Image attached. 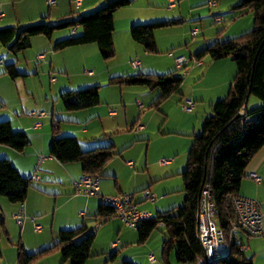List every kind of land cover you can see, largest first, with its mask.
Returning a JSON list of instances; mask_svg holds the SVG:
<instances>
[{
    "label": "trees",
    "instance_id": "1",
    "mask_svg": "<svg viewBox=\"0 0 264 264\" xmlns=\"http://www.w3.org/2000/svg\"><path fill=\"white\" fill-rule=\"evenodd\" d=\"M131 4L132 0H106L103 7L93 12L79 17L72 13L55 24L35 22L24 26L3 27L0 28V43L11 55L17 57L32 46V39L36 36L51 39L56 30L80 28L81 34L74 33L57 42L54 51L97 44L102 58L110 60L115 56V14ZM233 9L236 12L235 18L253 14L254 29L231 40L215 41L190 57L198 61L206 57L213 61L232 58L237 73L228 95L212 105V113L205 119L201 135L193 136L187 155V169L181 174L184 204L177 209L157 212L151 221L137 229L139 242L143 244L159 228L160 223L166 228L163 264H170L173 251L177 261L182 264H196L197 259L204 255L198 237L197 213L205 187L210 188L214 194L220 226L228 228L232 216L231 198L240 195L248 166L264 148V0H240ZM47 18L48 16L45 17ZM177 22L133 25L132 39L143 46L148 54H157L156 32ZM222 32L223 30L219 34ZM3 74L12 80L25 76L17 70L16 63L5 65ZM109 83L120 87L159 89V96L150 105L151 108L159 109L163 102L180 93L184 77L175 76L173 72L139 73L113 77ZM252 96L261 99L263 106L252 111L246 110L247 118L242 119L239 114ZM60 98L64 108L70 112L96 107L101 103L100 86L63 92ZM60 123L57 119L52 121L51 155L63 165L81 164L84 175L99 177L103 168L118 155L114 146L110 144L108 147L83 151L77 138L61 135ZM0 144L22 153L30 146V140L25 132L14 131L9 120H3L0 121ZM31 187V179L22 176L8 159H0V197L22 204ZM114 212L113 208L104 203L99 208L98 218L110 217ZM87 231L85 227L63 230L54 246L33 255H29L20 244L18 262L34 264L41 257L60 251L64 261L87 264L96 235H87ZM78 239L80 241L76 242ZM116 256L117 252H114L110 259L114 260ZM123 264L135 263L124 261ZM216 264L254 263L237 246H233L228 257Z\"/></svg>",
    "mask_w": 264,
    "mask_h": 264
},
{
    "label": "crops",
    "instance_id": "2",
    "mask_svg": "<svg viewBox=\"0 0 264 264\" xmlns=\"http://www.w3.org/2000/svg\"><path fill=\"white\" fill-rule=\"evenodd\" d=\"M56 1L57 4L54 6L55 8L52 9L53 6H49L47 0H0V28L9 26H24L40 20L41 17L47 14L49 16H57V18L60 19L61 17L63 18L67 16L68 12H72V8L77 9L81 12V15H83L93 12L106 4V0H82V6L77 8L75 0ZM193 1L194 0H175V6L171 8L170 0H132V4L129 7L121 9L115 14V44L117 42L116 33L118 23L123 24L125 43L130 47H133L130 41H133L134 43L137 42L133 39L129 40L128 37L130 35V29L133 25L150 22L147 21L149 19H144L146 13L154 10H161L165 6H167L168 9L175 10L178 7H182L184 3H188L189 6H194L195 4H202L209 0H197L195 3ZM220 1L223 3L225 8L232 9L231 17L233 25L230 29L234 30V35L233 33L231 35L234 37L231 39L237 38L254 29L253 14L246 15L242 18H235L236 12L233 7L239 4L240 0L232 1L231 4H228L229 2L226 1V5L224 4L225 1ZM216 2L217 7H219L220 2L218 0H216ZM69 6L70 9L68 11ZM46 12L48 13L46 14ZM79 31H81L80 28L78 30L75 29V32L73 30L72 34L79 33ZM217 38L218 39L214 40H220L218 36ZM231 39L229 38L228 40ZM209 40L210 39H207L206 37L204 38V41L199 44L200 50L212 44ZM54 41L55 38L53 36L50 44L44 42L43 49L50 50L52 48L54 50ZM92 47L93 48L91 49L95 54L96 48L95 46ZM135 49L136 52L131 54V56L141 53V49L139 47ZM78 51L80 55L85 56L86 50ZM143 54L146 60L145 65L147 66L149 56H147L148 53L145 49L143 50ZM2 55L4 67L10 63H19V58L12 56L9 53H3ZM169 56L170 58H176L174 54ZM57 57V54L53 55L50 68L55 66L54 61ZM46 59V55L44 54L37 56V60L46 61ZM83 59H86V56ZM134 60L139 59H133L130 61V69L133 74H135L134 70L137 71L143 68L142 61H140V68L134 67L132 65ZM86 66H88L87 62L83 68ZM4 67L0 66V106L2 105V107H0V121L9 120L14 131L25 132L29 137L30 146L27 147L24 152L20 153L9 146L0 144V159H8L25 178L30 179L36 172H39L40 174V180L32 181V187L30 188L24 202L26 215L29 218L35 217L37 222L41 224L42 231L40 233H36L34 231V224L31 219H27L24 225L20 226L12 217V214L16 213L20 209V203H12L6 198L0 197V230L6 233L7 238H2L0 235V264H19L18 246L20 244L24 246L29 255H33L54 246L59 240L60 232L63 230H72L82 227H85L87 230L92 229L99 219V208L102 204H104L105 197L124 193V189L118 183L115 173L109 166V162L99 175L100 191L98 195L87 197L76 192L73 181L80 179L84 175L81 164L69 163L63 165L50 153L53 139L51 125L53 119H57L54 110L52 116H49V114L41 118L38 116H31V112L34 110H31L32 104L29 102L28 98L29 91L26 88L25 93L22 94V88H20L18 82L19 78H25L28 75L25 74V76L12 80L7 75L3 74ZM65 67L67 66L65 65ZM202 67H204V64ZM87 72L88 71L83 74V72L78 71L75 72V74H66V78L57 79L56 82L51 81L53 83L51 95L57 97L63 92L78 91L80 89L98 86L99 84L108 86L111 78L120 76L118 73L103 71L97 76H94V74L91 76ZM236 73L237 67L232 58L213 61V63L210 64L202 73V78L198 81L199 83H195L193 88H191L192 94L188 98L194 100L195 108L193 112L187 113V115L191 117H189V119L192 122L194 132L193 136L200 134L199 127H202L203 130L205 119L212 113V105L216 104L228 95ZM49 76L51 80V73ZM209 77H213L215 79V85H213V87H208V95L205 93H199V95H197L199 90L196 91V88L199 85L204 86V83L207 82ZM116 86L117 85H111L112 88L105 89H109L110 92L115 94L117 92H115L113 87ZM105 89L100 95V104H102L101 108L99 107L100 109L96 106L80 110L81 113L79 114H65L61 111L62 115H60L61 117H58L59 119H57L61 121V135L77 138L83 151L108 147L110 144L115 147L116 143L114 142L113 136L123 130L125 120L127 126L129 125L130 120L128 118H123L119 109L122 107L120 105L125 102L126 91L121 89L118 97H110L107 93L105 94ZM180 95L183 97V93H181V91ZM251 102L252 98L250 97L247 106L248 111H252L263 106V102L253 101L255 106L250 108ZM35 105L40 106L39 103H36ZM159 110H161V108H159ZM105 111L107 115L104 114ZM37 122L41 123V127H34ZM137 123L138 122L136 120L133 121L130 126V130H135L138 137L143 133L146 134L147 129H145V127L141 131L136 130ZM189 126L190 124H188V127ZM41 156H45L46 159L42 163H39ZM127 162L126 166L130 170L135 169L136 165L133 161H131L133 162L132 167L129 166ZM170 166H172V164ZM253 172L260 176V183H256L246 176L242 183L240 195L257 200L261 203L264 226V148L256 155L248 166L247 173ZM151 185L152 184H148L146 187H138V185H136L132 190L136 192L135 201L138 207L142 210L151 212L155 217L156 215L152 211L146 209L148 204H145L146 201L143 197L141 196V198L138 199L137 195L144 189L151 190ZM133 231L134 230H132V228L125 226L118 218H112L107 221L97 230L91 251V257L87 261V264H110V262L114 260L117 262L115 261L113 264H123L124 261H132L135 264H144L140 260H143L145 256L143 257V255H139L135 251L131 255H124L125 253L123 252L121 254V259L119 260L118 258L117 260V257H120L119 253L122 246L130 249L135 247L137 244H142L139 242V234H137L138 231L137 233ZM240 237L244 245L243 252L245 256L251 259L254 264H264V236L251 237L246 233L241 232ZM80 239L76 242L80 241ZM115 242H117V246L114 247L113 243ZM111 251L117 252V256L114 260H111V257H109ZM149 256L146 257L147 262L145 261V264L158 263L157 259L155 263H152L149 260ZM153 256L155 257V255ZM34 264L71 263L69 261H64L61 252L56 251L52 254L41 257Z\"/></svg>",
    "mask_w": 264,
    "mask_h": 264
},
{
    "label": "rangeland",
    "instance_id": "3",
    "mask_svg": "<svg viewBox=\"0 0 264 264\" xmlns=\"http://www.w3.org/2000/svg\"><path fill=\"white\" fill-rule=\"evenodd\" d=\"M196 1L197 0H194L193 2L195 3ZM211 1L212 0H209L198 5L195 4L194 6H189L188 3H184L182 7H178L175 10L168 9V7L165 6L161 10H154L145 14L144 19H149L147 21L150 22H144L142 24L178 21L156 32L158 53L147 55L149 56L147 66L145 65L146 60L143 54V46L133 41H130L133 47L125 43L123 24L121 23H118L117 26L116 44L114 42L115 56L110 60H104L102 58L97 44H89L85 47H73V49L68 48L54 52L52 48L50 50L43 49L44 42L50 44L52 38L49 39L45 36H36L32 39V46L17 56V58H19L17 70L20 73L28 75L25 78L18 79L20 88H22L21 93L24 94L25 89H28L29 102L32 104L31 110L36 112L44 111L49 114V116H52L54 110L55 116L59 119L61 117L60 115H62L61 111L65 114H79L81 112L66 111L60 98L61 95H58V98L51 95L53 83L50 80V73L57 79L66 78V74H75V72L78 71L83 72V74L86 71H92L94 76L99 75L102 71L118 73L120 76L134 75L130 69V61L139 59L143 63V68L137 71L134 70L135 74H166L173 72L175 76H181L182 73L176 69L175 58H170V53H173L175 57L186 56L190 58L200 50L199 44L204 41L205 37L210 39L209 41L212 43L215 41L214 39H218L217 36L220 39L219 41H225L234 37L231 36L232 33L234 35V30L230 29L233 25L231 17L232 9L225 8L220 0H218L220 2L219 7H211ZM223 1H225L224 4L226 5V1L229 2L228 4H231L232 1L236 0ZM54 8L53 6L52 9ZM69 9L70 6L68 7V11ZM72 9L74 11L68 12L67 15H71L72 13L78 17L81 15L80 11L75 8ZM47 13L48 12H46V14ZM215 14L223 16V26H218L215 23ZM46 16H48L47 19H45ZM60 19H58L57 16H49L47 14L41 17L40 20L32 23L46 22L55 24L58 23ZM194 29H198L200 32L195 38L191 36V32ZM73 30L74 28L72 27L56 30L53 34L55 38L54 46L57 42L69 38ZM76 30L78 29L76 28ZM221 30H223V32L219 34ZM81 32L82 31H79L78 35L81 34ZM128 38L132 40L131 29ZM92 46L96 48L95 54L91 49L93 48ZM138 47L141 49V53L131 56V54L136 52L135 48ZM78 50H86V59H83L85 56L80 55ZM3 53L9 52L7 48L0 43V59H3ZM40 54L46 55V61L37 60V56ZM54 54H57L58 57L54 61L55 66L50 68ZM86 62L88 66L83 68ZM202 62L204 63V67H195L190 75L184 78V84L181 88L183 97L180 93L173 95L160 105L161 110L151 108L150 106L153 101L157 99V96H159V89L149 90L146 87L116 86L113 88L117 93L113 94L109 89H105L112 88L110 83H108V86L99 84L100 95L101 92H104V89L106 90L105 94L107 93L110 97H118L121 89L126 91L125 107L124 104H121L120 106L122 107L120 108L117 107L120 109L123 118H128L130 120L128 126L125 120L123 130L113 136L114 142L116 143L114 148L118 155L110 161L109 166L115 173L118 183L123 187L124 193L135 194L136 192L132 189H134L136 185H138V187H146L148 184H152L150 191L158 197V200L154 204H149L148 202L145 204H148L146 209L152 211L155 215L158 211H169L180 208L185 201V194L183 192L184 183L181 173L187 169V155L192 145V136L194 132L192 122L189 119L190 116L183 110L182 102L191 96V88H193L195 83H199L198 81L202 78V73L213 63V60L210 57H206ZM65 65L67 67H65ZM0 66L4 67L3 62H0ZM214 83L215 79L209 77L207 82L204 83V86L199 85L196 88V91L199 90L197 95H199V93L208 95L209 90L207 89L208 87H213V85H215ZM251 98L252 102L250 108L255 106L253 101L262 102L261 99L255 96ZM36 103H39L40 106H36ZM138 103L142 104L143 108L138 107ZM101 106L102 104H100L98 108H101ZM0 107H2V105ZM104 114L107 115L106 111ZM135 120L138 122L137 125H143L145 129H147L146 134L143 133L138 137L135 130H130V126ZM188 124H190L189 127ZM202 131V127H199L200 134L198 135H201ZM162 159L172 160V166H170L171 164L168 166L160 165L159 161ZM127 161H133L136 165L135 169L130 170L126 166ZM142 191L137 194L138 199L141 198ZM132 230L137 233L136 229ZM0 235L2 238H6V233L1 230ZM166 236V228L160 225L145 243L137 244L130 249L122 246L119 253L120 257L118 256L117 260L118 258L119 260L121 259V254L123 252L125 253L124 255H131L135 251L139 255L145 256V258H143L144 261L140 260L144 264L145 261L147 262L146 257L149 255H155L158 262L157 264H163V243ZM113 253L114 251H111L109 257H111ZM115 261L116 260L110 262V264H113ZM170 264H182L177 261L174 251L170 256Z\"/></svg>",
    "mask_w": 264,
    "mask_h": 264
},
{
    "label": "built area",
    "instance_id": "4",
    "mask_svg": "<svg viewBox=\"0 0 264 264\" xmlns=\"http://www.w3.org/2000/svg\"><path fill=\"white\" fill-rule=\"evenodd\" d=\"M170 7L175 6V0H170ZM49 6H55L56 0H47ZM77 8L82 6V0H75ZM211 7H217L216 0H212ZM214 21L218 26H223L224 18L220 14L214 15ZM75 32V30H74ZM199 30L194 29L191 34L195 38L199 35ZM173 55V53H170ZM176 69L179 70L184 78L188 77L191 71L195 67L203 66L202 61L188 58L186 56H179L175 58ZM132 65L136 68L141 67L140 60H134ZM89 75H93L92 71L87 72ZM57 78L51 74V81L56 82ZM140 108H143L142 104L138 103ZM182 108L185 112L191 113L194 111L195 102L193 99H185L182 103ZM114 113L113 111H111ZM47 113L44 111L31 112V116L44 117ZM35 128L41 127V123L37 122L34 125ZM144 129L143 125H137L136 130L141 131ZM46 159L45 156H41L39 163H42ZM172 163V160L162 159L159 164L162 166H168ZM129 166H133V162H127ZM249 179L260 183L261 178L257 173H247ZM33 180H40L39 172H36L31 178ZM73 185L76 188L78 194L85 195L87 197L96 196L99 194L100 185L98 176L83 175L80 179L74 180ZM142 197L146 202L154 204L158 197L150 190L142 191ZM104 203L114 209V214L110 217L99 218L95 226L87 231V235H93L97 233V230L112 218L120 219L123 224L132 229H139L146 222L153 219L151 212L142 210L138 207L135 201V194L120 193L117 195L105 197ZM232 216L229 219V225L227 229L220 226L218 219V210L215 202V197L212 190L205 187L202 190L201 200L197 213V228L199 242L202 246L204 255L197 259L196 264H216L220 260L228 257L229 252L233 246H237L241 251L244 250V245L240 237V233H246L251 237L264 236L263 226V210L261 203L257 200L244 197L242 195H235L231 198ZM18 225H24L27 219H31L34 224V231L40 233L42 226L37 222L35 217L29 218L26 215V209L24 203L21 204L20 209L12 214ZM163 226L162 223H160ZM113 246H117V242L113 243ZM149 260L152 263L156 262V258L153 255L149 256Z\"/></svg>",
    "mask_w": 264,
    "mask_h": 264
},
{
    "label": "water",
    "instance_id": "5",
    "mask_svg": "<svg viewBox=\"0 0 264 264\" xmlns=\"http://www.w3.org/2000/svg\"><path fill=\"white\" fill-rule=\"evenodd\" d=\"M250 96V95H249ZM247 104L248 102H246V107L243 109V111L239 114V117H241L242 119H246L247 118V114H246V110H247Z\"/></svg>",
    "mask_w": 264,
    "mask_h": 264
}]
</instances>
